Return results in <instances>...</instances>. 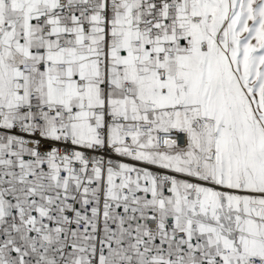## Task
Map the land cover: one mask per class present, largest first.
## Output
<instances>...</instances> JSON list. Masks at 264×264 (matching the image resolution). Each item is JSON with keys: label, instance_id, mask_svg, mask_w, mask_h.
I'll list each match as a JSON object with an SVG mask.
<instances>
[{"label": "snow or ice", "instance_id": "6c2138e0", "mask_svg": "<svg viewBox=\"0 0 264 264\" xmlns=\"http://www.w3.org/2000/svg\"><path fill=\"white\" fill-rule=\"evenodd\" d=\"M0 264H264V0H0Z\"/></svg>", "mask_w": 264, "mask_h": 264}]
</instances>
